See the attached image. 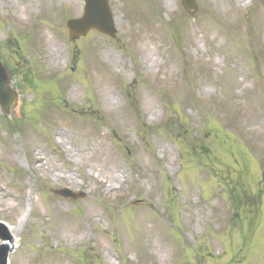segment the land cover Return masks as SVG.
I'll return each mask as SVG.
<instances>
[{
	"label": "rangeland",
	"instance_id": "1",
	"mask_svg": "<svg viewBox=\"0 0 264 264\" xmlns=\"http://www.w3.org/2000/svg\"><path fill=\"white\" fill-rule=\"evenodd\" d=\"M109 1L72 40L83 0H0L10 264H264V0Z\"/></svg>",
	"mask_w": 264,
	"mask_h": 264
},
{
	"label": "water",
	"instance_id": "2",
	"mask_svg": "<svg viewBox=\"0 0 264 264\" xmlns=\"http://www.w3.org/2000/svg\"><path fill=\"white\" fill-rule=\"evenodd\" d=\"M84 14L81 18H73L67 22L71 38L76 39L85 36L91 29H97L100 32L115 36L116 29L112 12L109 6V0H84ZM190 9H194L193 0H182ZM19 93L14 87L11 73L8 66L0 57V109L8 117L12 118L14 112H19ZM65 197L77 198L68 189L56 190ZM14 249V238L9 231L8 226L0 222V264H8L9 253Z\"/></svg>",
	"mask_w": 264,
	"mask_h": 264
},
{
	"label": "bare ground",
	"instance_id": "3",
	"mask_svg": "<svg viewBox=\"0 0 264 264\" xmlns=\"http://www.w3.org/2000/svg\"><path fill=\"white\" fill-rule=\"evenodd\" d=\"M53 50H56V51L59 52V49L56 48V47H53ZM36 160H39V157H36ZM53 175L55 176V178H57L58 176H60V174H59L57 171L53 172ZM68 176H69V178H72V175H71V174H68ZM85 176H89V174H86V173H85ZM101 185L106 186L107 189H111V188L114 187L113 184H108V185H107L105 182H103ZM10 230H11L12 233H14V227H13L12 225L10 226ZM13 235H14V234H13ZM14 236H15V235H14Z\"/></svg>",
	"mask_w": 264,
	"mask_h": 264
},
{
	"label": "trees",
	"instance_id": "4",
	"mask_svg": "<svg viewBox=\"0 0 264 264\" xmlns=\"http://www.w3.org/2000/svg\"><path fill=\"white\" fill-rule=\"evenodd\" d=\"M171 129H173V128H171V126L168 125V126H167V130H171Z\"/></svg>",
	"mask_w": 264,
	"mask_h": 264
}]
</instances>
